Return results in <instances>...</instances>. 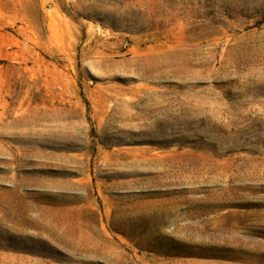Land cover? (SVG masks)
Masks as SVG:
<instances>
[{"label": "rangeland", "instance_id": "rangeland-1", "mask_svg": "<svg viewBox=\"0 0 264 264\" xmlns=\"http://www.w3.org/2000/svg\"><path fill=\"white\" fill-rule=\"evenodd\" d=\"M0 264H264V0H0Z\"/></svg>", "mask_w": 264, "mask_h": 264}]
</instances>
